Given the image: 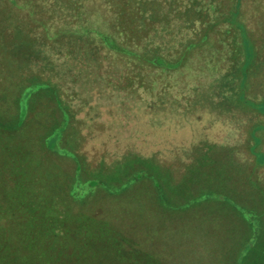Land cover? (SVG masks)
Masks as SVG:
<instances>
[{
  "label": "rangeland",
  "instance_id": "rangeland-1",
  "mask_svg": "<svg viewBox=\"0 0 264 264\" xmlns=\"http://www.w3.org/2000/svg\"><path fill=\"white\" fill-rule=\"evenodd\" d=\"M3 31L18 40L0 45L1 264H255L264 240V0H0V37ZM67 33L98 40L108 33L133 53L102 50L97 70L93 60L73 58L83 56L84 42L64 43ZM246 34L260 52L242 90L245 48L252 47ZM27 37L33 61L13 54ZM85 45L98 47L96 40ZM157 46L173 60L185 53L182 64H153L146 55ZM35 80L49 84L32 91ZM154 101H174L176 113L202 110L203 129L151 126L141 110ZM124 103L135 119L123 115ZM21 112L17 130L12 123ZM83 121L91 170L69 144ZM56 124L65 129L52 148ZM29 137L35 160L48 168L32 169L41 181L30 189L50 191L37 201L44 207L38 222L22 234L16 230L24 214L14 211L30 204L23 191L30 189L18 180L33 179L18 175L11 149L21 142L30 148ZM128 150L155 153L169 171L158 173L165 183L149 171L128 177L144 169L137 164L91 187L102 158L112 164ZM98 224L115 230L112 237L89 236L85 228L96 233Z\"/></svg>",
  "mask_w": 264,
  "mask_h": 264
},
{
  "label": "trees",
  "instance_id": "trees-1",
  "mask_svg": "<svg viewBox=\"0 0 264 264\" xmlns=\"http://www.w3.org/2000/svg\"><path fill=\"white\" fill-rule=\"evenodd\" d=\"M239 13H240V7H239V2H238L237 6H236V10L234 11V17H233L234 20L237 19L236 17L239 15ZM239 24L241 25L242 30H244V31L247 30V26L244 23H239ZM154 29H156V28H154ZM3 33H5V35H4V37H0V45L2 43H10V41L18 40L16 35H14V37H8L9 32L3 31ZM149 33H148V35H149ZM28 38L29 37L24 39V45L17 47L13 51L14 52L13 54L17 55L16 58L18 60H20V58H23V56H26L28 54V52L31 53L30 50L27 51L28 47L30 45V43L27 40ZM61 40L64 43H68V42H71L73 40L84 42L83 43L84 46H82V48L84 50L83 56L78 57L79 55H77L75 57H73V56H71V57H73L75 59L80 58V60L78 61L80 63H83V62L89 63L91 60H93V65L98 67L97 70H100L102 64L104 63L105 59L102 57V52L105 50H109V51L115 50L119 53H133V51H131V50L127 49L125 46L119 44L117 42V40L115 39V37L111 34H108V33H102L100 35L99 40L96 39V37L93 39V38L87 37L86 35L80 36V35H76L75 33H67V34L61 35ZM94 40H96V42L98 43V47L96 48V50H93L91 48L92 46H86L85 45L86 43H88V41L92 42ZM198 41L199 40L191 41L187 48H190L192 46L196 47L198 45L197 44ZM244 42H245V44L246 43L251 44L252 47L249 49H248V47L245 48L247 56H246V58L242 64V71H243V75H244L243 76L244 79L242 78V86H241L242 90H244L243 84L246 82L248 76L251 74V73H249V71H250V68L253 67L254 57L257 58V56H259V52H260V51H258L259 49L258 50L256 49L253 41L250 40V38L248 37L247 34L244 37ZM153 43H155V42H153ZM34 46L35 45H33V47ZM33 47L31 46V48H33ZM157 47H158V49H154V51H152L150 54L146 55L147 58L150 61H152L153 64H156V65H159L162 67L165 66L168 68H177L178 66H180L182 64V62H183L182 60L185 57V53H183V55H181L179 57L180 59L178 58L176 60H173L172 58H169L167 55H164L161 52V48L159 46H157ZM172 50L173 49H171L170 51H172ZM79 52H81V51H79ZM0 57H2V56H0ZM29 57H30V59H29ZM26 58L29 59L30 61H33L32 55L26 56ZM25 61L27 64V60H25ZM259 61L260 60H257V65H259ZM70 66L76 67V64L70 65ZM73 69H75V68H73ZM104 78H107V82H105V84L106 83L110 84V81L112 82V79H109L108 77H104ZM1 81H3V80H1ZM31 82L33 83V86L31 87L32 91H34V89H36V88H39L40 86H41L40 88H42V86L49 84V83H44L40 80H35V81H31ZM13 84H14V82H12L11 85H13ZM11 85H9V86H11ZM3 86H5L4 81L2 83V87ZM110 91L111 90H109V89L107 90V92H110ZM27 96L30 97L28 94H27ZM28 97H25V98H28ZM242 99L246 102L249 101V99H247V97L243 96V93H242ZM60 100H62V99H60ZM175 104L176 103L174 101L168 102L167 104L164 103L163 101H154V102L150 103V105L146 106L145 108H142L141 113H143V117L141 116V119H145L149 122V124H151V126L159 127V128L169 127V128H174L176 130H181L182 128L186 129V128H189L190 126L196 125V126H198V129H203V126L201 124V122L203 123V118H202L203 111L202 110L196 108L198 110L195 111V114L189 110H184L185 113H183V114L182 113H176ZM260 104L264 107V101H261ZM29 105L30 104H28V106ZM176 105L178 106L179 104H176ZM193 105H194V103L193 104L191 103L190 105H188V107L192 108ZM129 106L130 105L128 103H124L122 105V110H124L123 115L125 117H128V118H134V116L132 115V113L130 111L131 107H129ZM92 108H98V107L94 106ZM198 111H199V113L196 114ZM71 112L72 111H70V110L67 111V115L69 117H71V115H72ZM24 115H25L24 112L18 113V116L16 114L14 115V117H17V118H15L13 120L12 124L18 125L16 127L17 130H19L23 127ZM0 119L2 122H4L5 118L0 116ZM76 120H77V118L75 117L74 121H76ZM196 121H199V122H196ZM83 122L85 123V126L83 125V126L78 127V128L76 127V132H75V127H74V133H72L71 136L69 137V144L71 145L73 150L80 156L81 162H82L83 166L85 167V169L88 170V169H90L89 165L90 164L93 165V163L89 160L85 151H83V146L85 145V142L87 141V138H88V137H86V135H88V132H86V130H87L86 127L88 126V121H83ZM67 123H68V120L66 121V124ZM56 126H57V124H56ZM56 126L52 127V128H54V130L48 136V141H47L49 146L52 148L55 147L57 144V142H55L54 139L57 137L59 138L60 134L65 129V128L61 129L60 125H58L57 127ZM90 130L92 131V129H90ZM21 133L22 134L16 136L15 138H19V137L21 138L25 135L24 132H21ZM13 138H14V136H13ZM22 141H25V139H23ZM31 141H32V137H29L27 142L29 143L30 148H28L25 143L21 142L18 144L19 145L18 148L13 146L11 149L13 151L11 161H12V164H13V167L15 168V170L16 171L18 170V175L21 174V176H23V177L31 176L29 178L33 179V180H26L25 181L24 178L20 177V179L18 180V185L19 184H25V186H23L24 189H26V188L30 189L31 187L29 186V184L32 185V184H34L35 181H41L40 179L34 178L35 174L32 171V169L36 170L38 172L48 170V168H44V166L40 165L38 160H35L34 156L36 155V153L34 152V149H32V146L30 144ZM94 147H97V146H94ZM152 150H153V148H152ZM161 150L162 149H160V151ZM171 150L173 151L174 149H171ZM105 152H107V151H105ZM149 152L150 151H148L145 155H143L139 152H130L129 151V152H127L129 154H126L124 159L117 160L112 164L107 163L108 160L104 156L102 158V161H101V166L99 167L100 169L98 171H95V172L91 171L92 172L91 174H100L99 177L90 179L91 187L98 185L99 182L103 179L102 177H105L106 179H109L110 181H112L113 179L118 178V175H120V176L128 175L126 173V171L128 169H130L132 166H135L137 164H142L144 169L139 170V169L134 168L136 171L137 170H139V171H137V173L134 175L129 174L128 177L134 176V178H133L134 180L140 179L142 177V175L145 174L144 171H149L154 177H156L157 181H159L160 183L164 182V180L159 177L158 173L160 172L161 177H167V176H169V175H167V174H169V171L163 168L165 166L164 163L161 161V159L159 157H157V155L155 153L152 152V154H150ZM152 155H154V157H152ZM85 165L88 167V169L86 168ZM165 181H168V180H165ZM161 185H163V184L161 183ZM170 189L173 190L174 187L172 186V188H170ZM23 191H24V193H27L29 195L30 204H26V206H24L23 211H19L18 209L16 211H14V214H16V213L24 214L23 218L19 220V222L17 224L18 227L16 230V233H19L21 231L22 234L25 231L24 227L26 224H30V223L35 224L36 222H38V221H36L38 219V214H42V212H43L42 210L44 207L42 206L43 208H41V209L37 208V205H38L37 201L42 199V198H45L47 193L50 190L48 187L47 190L44 192H43V190L42 191H38V190L33 191V189L23 190ZM56 198H57V196H53L52 201L56 200ZM16 200H17V198H16ZM19 201L21 203H24V201L22 200L21 197L19 198ZM11 206L16 207L18 205L17 204H15V205L11 204ZM55 209L56 208H53L52 211H50V212L51 213L54 212L53 214H55L56 213L54 211ZM37 210H39V211H37ZM54 230H52V231H54ZM85 230L89 234V236L94 237V238H97L98 235H110L108 237H112L111 233L115 232V230L110 229V228H106L103 224L96 225V233L94 232L95 229L92 227H86ZM258 232H259V230L257 231V233ZM258 235H259V233H258ZM19 238L22 242L24 241L23 236H20ZM26 240H28V239H26ZM115 243H116L115 241L110 240V241H108V246L113 248V249L118 250V245H116ZM258 255L259 256H256L253 259L255 261V264H264V252H260V253H258ZM138 262H141V261L138 260L136 263H138ZM3 264H5V263H3Z\"/></svg>",
  "mask_w": 264,
  "mask_h": 264
},
{
  "label": "crops",
  "instance_id": "crops-1",
  "mask_svg": "<svg viewBox=\"0 0 264 264\" xmlns=\"http://www.w3.org/2000/svg\"><path fill=\"white\" fill-rule=\"evenodd\" d=\"M261 235V234H260ZM258 235V236H260ZM260 239V237H257V240ZM264 240H261V244L258 246L257 250L255 251V255H258L260 252H264Z\"/></svg>",
  "mask_w": 264,
  "mask_h": 264
}]
</instances>
